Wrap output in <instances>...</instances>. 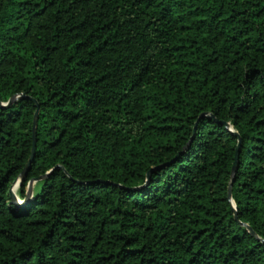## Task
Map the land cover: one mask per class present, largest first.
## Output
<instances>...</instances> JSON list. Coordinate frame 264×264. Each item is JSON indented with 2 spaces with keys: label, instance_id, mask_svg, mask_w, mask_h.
<instances>
[{
  "label": "trees",
  "instance_id": "1",
  "mask_svg": "<svg viewBox=\"0 0 264 264\" xmlns=\"http://www.w3.org/2000/svg\"><path fill=\"white\" fill-rule=\"evenodd\" d=\"M11 96L0 264H264V0H0Z\"/></svg>",
  "mask_w": 264,
  "mask_h": 264
},
{
  "label": "water",
  "instance_id": "2",
  "mask_svg": "<svg viewBox=\"0 0 264 264\" xmlns=\"http://www.w3.org/2000/svg\"><path fill=\"white\" fill-rule=\"evenodd\" d=\"M15 98V96H11L7 99L6 102L2 103L0 102V106H6L8 105L13 99ZM36 106V104H35ZM36 115H37V108H35L34 110V113H33V118H32V125H31V147H30V154L24 164V167L22 168V170L20 171L19 173V176L14 179L11 183V185L15 182H17V184L19 185V182L21 180V178L24 176L25 174V171L29 165V162L32 158V155H33V150H34V142H35V139H34V130H35V123H36ZM237 137H238V143L236 145V150H235V155H234V159H233V162H232V166H231V181H230V184H229V187H228V196L230 198V192H231V184H232V181L234 179V174H235V171H236V168H237V159H238V153H239V146H240V137L238 135V133H234ZM42 176L40 177H36V178H32L28 181L27 183V187H26V191H25V197L23 200H26V198L28 197V195L30 194V184L32 181H35L36 179H39L41 178ZM11 187V186H10ZM10 187L8 188V197H9V200L10 202H13L15 203V198H14V195L10 189ZM233 210H234V217L235 219L237 220V216H236V212H235V208L233 207ZM241 224H243L242 222H240ZM245 226L247 227V229L251 232V233H254L251 229L250 226H248L247 224H245Z\"/></svg>",
  "mask_w": 264,
  "mask_h": 264
},
{
  "label": "rangeland",
  "instance_id": "3",
  "mask_svg": "<svg viewBox=\"0 0 264 264\" xmlns=\"http://www.w3.org/2000/svg\"><path fill=\"white\" fill-rule=\"evenodd\" d=\"M12 185H13V184H12ZM32 185H33V181H32L31 184H30V191H31V189H32ZM10 186H11V185H10ZM17 188H18V184H17V182L14 183V187H13V188L10 187V189H11L13 195H14L15 200L18 199V197L16 196V190H17Z\"/></svg>",
  "mask_w": 264,
  "mask_h": 264
},
{
  "label": "bare ground",
  "instance_id": "4",
  "mask_svg": "<svg viewBox=\"0 0 264 264\" xmlns=\"http://www.w3.org/2000/svg\"><path fill=\"white\" fill-rule=\"evenodd\" d=\"M13 187H14V183H13ZM13 187H11V188H13Z\"/></svg>",
  "mask_w": 264,
  "mask_h": 264
}]
</instances>
